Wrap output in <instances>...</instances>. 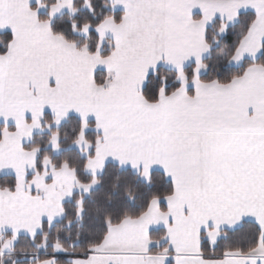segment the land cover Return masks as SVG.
I'll list each match as a JSON object with an SVG mask.
<instances>
[{"label": "snow or ice", "instance_id": "6c2138e0", "mask_svg": "<svg viewBox=\"0 0 264 264\" xmlns=\"http://www.w3.org/2000/svg\"><path fill=\"white\" fill-rule=\"evenodd\" d=\"M0 35V264H264V0H0Z\"/></svg>", "mask_w": 264, "mask_h": 264}, {"label": "trees", "instance_id": "16d2710c", "mask_svg": "<svg viewBox=\"0 0 264 264\" xmlns=\"http://www.w3.org/2000/svg\"><path fill=\"white\" fill-rule=\"evenodd\" d=\"M0 38H2V35H0ZM0 178H2V176H0ZM246 227L247 226H245V230H246ZM159 234L158 233H154V237L155 236H158ZM23 243H25L24 241H21V244H23ZM61 259H66V257H64L63 255H61V257H60Z\"/></svg>", "mask_w": 264, "mask_h": 264}, {"label": "crops", "instance_id": "0c3cea01", "mask_svg": "<svg viewBox=\"0 0 264 264\" xmlns=\"http://www.w3.org/2000/svg\"><path fill=\"white\" fill-rule=\"evenodd\" d=\"M3 174H0V176H2Z\"/></svg>", "mask_w": 264, "mask_h": 264}]
</instances>
